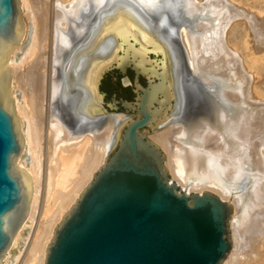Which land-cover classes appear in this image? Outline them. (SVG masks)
I'll return each instance as SVG.
<instances>
[{"label": "bare ground", "instance_id": "bare-ground-1", "mask_svg": "<svg viewBox=\"0 0 264 264\" xmlns=\"http://www.w3.org/2000/svg\"><path fill=\"white\" fill-rule=\"evenodd\" d=\"M36 1L18 0L20 39L0 55L1 98L23 141L16 166L32 189L28 215L0 264H43L52 229L115 145L126 118L86 119L84 100L92 99L78 85L87 80L89 63L109 55L111 35L97 42L94 56L81 53L101 14L133 6L148 32L167 43L173 107L150 139L167 154V170L178 182L221 199L233 196L235 244L222 264H264V190L251 180L264 166V81L250 86L248 75L264 74V0H181L183 21L169 0ZM149 45L155 51L158 40L148 37L142 49ZM183 59L190 73L216 86L215 95L193 87L185 94L190 76ZM243 178L247 182L238 187ZM41 188L45 199L37 208ZM27 228L29 238L22 239Z\"/></svg>", "mask_w": 264, "mask_h": 264}, {"label": "water", "instance_id": "water-1", "mask_svg": "<svg viewBox=\"0 0 264 264\" xmlns=\"http://www.w3.org/2000/svg\"><path fill=\"white\" fill-rule=\"evenodd\" d=\"M20 13L18 0H0V55L2 48L19 42L16 26ZM105 34L122 43H113L109 55L89 63L87 80L78 83L92 99L84 100L86 119L103 113L94 95L101 103L99 83L107 71L123 72L129 67L143 73L135 56L143 59L148 37L157 39L155 49L161 46L164 56L167 54V43L148 32L134 6L101 14L99 25L82 49L89 54L81 56H94L96 44ZM161 70L154 75L157 81L149 80L145 88L136 82L140 95L134 104H122L136 117L125 119L109 155L52 229L43 264H222L228 259L232 204L205 189L201 193L179 191L169 179L165 153L147 135L165 122L173 107L165 65ZM187 72V96L192 87L210 94L215 90ZM22 144L14 113L9 103L2 101L0 90V263L31 202L32 189L16 166Z\"/></svg>", "mask_w": 264, "mask_h": 264}, {"label": "flooded vegetation", "instance_id": "flooded-vegetation-1", "mask_svg": "<svg viewBox=\"0 0 264 264\" xmlns=\"http://www.w3.org/2000/svg\"><path fill=\"white\" fill-rule=\"evenodd\" d=\"M177 33L178 29L175 30V37L176 43L182 55L183 49L179 42L180 40ZM110 40L113 41L115 45H117L116 43H118V41L122 43L121 39L117 40L112 35L110 36ZM130 43H132V41H130ZM80 45H82V43ZM134 48L139 49V45L134 44ZM158 48L159 49H155V51H153V46L149 45L147 51L144 52L145 55L143 59L138 55L135 56V61L139 62L143 73L137 74L133 69L126 67L123 72L120 69H111L103 75L99 83V93L102 95L101 103L97 102L96 97L92 92L94 95L95 104H97L103 112L101 115H99L100 117L105 118L108 115H113L114 117L121 115L122 118L136 117V114L134 112H132L129 108H125L122 104L124 102L134 104L136 102L137 96L140 95V91H137L135 86L136 82L141 87L145 88L149 80L153 79V81H157L154 75L159 74L162 71V65H165V67L167 68V64L165 63L166 60L164 51L161 46H159ZM80 49H82V47ZM72 52L73 51H71V53L67 55V59L68 57L72 58ZM82 53L84 55L89 54L87 51H84ZM118 53L121 54L120 52ZM128 55L130 56L132 55V53L129 52ZM183 63V65H185L184 59ZM166 72H168L167 69ZM59 73L61 77L64 78L63 67L61 68Z\"/></svg>", "mask_w": 264, "mask_h": 264}, {"label": "rangeland", "instance_id": "rangeland-1", "mask_svg": "<svg viewBox=\"0 0 264 264\" xmlns=\"http://www.w3.org/2000/svg\"><path fill=\"white\" fill-rule=\"evenodd\" d=\"M33 1H34V3H36L37 1L36 0H32V3H33ZM183 1V0H182ZM182 1L181 0H169V2H171V3H174V5H175V8L177 7V9H176V13H175V15H177L179 18H181V20L183 21V20H185V17H184V14H183V12H181V14H180V11H182ZM252 1H249V3H251ZM233 7H237V3H234V2H232V4H231ZM87 9H85V10H83V12H85V13H87ZM243 19V18H242ZM182 26V25H181ZM264 45V44H263ZM261 46V49H262V52L260 53L259 51V53L261 54V55H263L264 56V51H263V49L264 48H262V47H264V46H262V45H260ZM260 49V48H259ZM257 52V51H256ZM258 52H257V55H258ZM259 54V55H260ZM185 66H186V68H187V70L189 71V69H188V66L186 65V62H185ZM240 69V68H239ZM244 73V76H245V70L244 69H242V70H240V74H239V76H240V78L241 77H243V73ZM189 74L190 75H192V76H195L196 78H198L199 79V81L200 82H202V83H204V84H207L205 81H203V79L201 78V77H199V76H197V75H193L192 73H190V71H189ZM247 74H248V72H247ZM258 75H256V74H254L255 76H252V74L251 73H249L248 75H249V79H251V80H249V85L250 86H252L253 84H259V83H261L262 81H264V74L263 73H257ZM262 75V76H260V75ZM252 76V77H251ZM258 76V77H257ZM260 76V77H259ZM263 77V78H262ZM254 78H256V79H258V80H256V79H254ZM255 80L254 82H253V80ZM261 79V80H260ZM261 81V82H260ZM207 86H208V84H207ZM210 86H214V87H216L215 85H210ZM254 86V85H253ZM212 90V89H211ZM212 93H211V95H215V92H216V90H214V91H211ZM207 93H209V92H207ZM210 94V93H209ZM121 116V115H120ZM165 128V127H164ZM158 130L159 129H156V130H154V131H152V132H150V131H148L147 132V135L149 136V138H151L152 137V135H155L157 132H158ZM262 138L264 137V134L261 136ZM263 140H264V138H263ZM260 143V142H259ZM113 148V147H112ZM111 148V149H112ZM260 149H262L261 147H260ZM111 151V150H110ZM110 151L108 152V154L107 155H109V153H110ZM260 152H261V150H260ZM165 153V152H164ZM262 153V152H261ZM261 156V155H260ZM263 157H264V155H262ZM167 154H165V161H164V163H165V166H166V161H167ZM261 158V157H260ZM106 159V158H105ZM263 159V158H262ZM262 159H260L261 161H262ZM24 162H25V165L26 166H29L30 165V161H29V159H28V157H26L25 159H24ZM262 164V163H261ZM260 164V165H261ZM264 164V163H263ZM262 166V167H261ZM261 166H259V171H258V173H257V176L255 177H253L251 180H257L258 182H260V183H258V184H262L261 186H262V189L264 190V172H263V168H264V166L263 165H261ZM166 168H168L167 166H166ZM167 172H168V176H169V179L171 180V181H174V183H176L177 184V186H178V189H179V191H184V192H186V193H201L202 192V190H203V188H200V187H193V186H190L189 184L187 185V184H182V183H180V182H178V180H177V178L176 177H174L173 176V173H171L170 171H169V169L167 170ZM248 179V178H247ZM259 179V180H258ZM91 180V177H90V179H89V181ZM249 180V179H248ZM247 182V180H245V178H243V179H241L240 181H239V183H238V187H241V186H244V184ZM40 192H39V199H38V204H37V208H40L41 206H42V203H43V199H45V197L43 196V190H42V188H41V190H39ZM212 193H213V191H211ZM264 192V191H263ZM262 192V194L264 195V193ZM215 194V193H214ZM217 195V194H216ZM224 200H228V201H230V200H234L233 199V196H231V195H227V197L224 199ZM231 220V219H230ZM229 220V231H230V238L232 239L231 240V242H232V245H234L235 243H233V240H234V242H235V239H233V234H234V231L232 230L233 228H232V224H231V221ZM233 232V233H232ZM30 233H31V230H30V228H27L26 230H25V233H23V237H22V239L24 238V239H28L29 238V235H30ZM253 236H255L256 237V235H253ZM252 235L250 236L249 235V237L251 238V237H253ZM255 237H253L254 238V240H255ZM248 239L249 241H251L252 239ZM257 238V237H256ZM253 242V241H252ZM23 247H24V244H22L21 243V246L19 247L20 249H23Z\"/></svg>", "mask_w": 264, "mask_h": 264}]
</instances>
